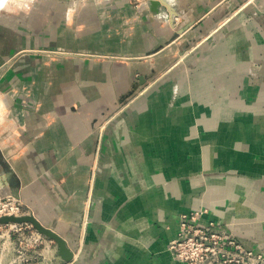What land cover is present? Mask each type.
Returning <instances> with one entry per match:
<instances>
[{
    "label": "crops",
    "instance_id": "0c3cea01",
    "mask_svg": "<svg viewBox=\"0 0 264 264\" xmlns=\"http://www.w3.org/2000/svg\"><path fill=\"white\" fill-rule=\"evenodd\" d=\"M69 1L51 0L49 4L54 10L49 11L50 15L46 19L49 25L41 28V24L39 27L38 23L43 22L41 20L44 18L36 19L35 22L38 21L34 24L36 28L38 27V29L34 27L36 32L20 28L18 25L10 28L8 24H4L8 22L7 18L0 21V111H2L0 112V197L12 194L23 202L45 226L57 231L74 251L72 262L65 263L62 259L60 262L79 264L80 259L87 253L80 257V252H75L74 247L77 245L78 238L73 234L77 229L74 221L75 217L85 209L89 197L92 169L99 143V126L105 117L102 111L108 106L114 107V103L118 102L122 93L134 84L136 74L148 75L149 79L153 80L169 69L176 55L182 53L178 45L187 33L196 35L197 32L212 31L221 20L227 19L232 13L237 15L254 0L249 3H245L246 0H176L177 3L174 0H166V4L162 2L161 5L152 6V9L160 12L161 16H169L171 20L175 16H182L176 31L167 25L159 29L157 23L145 16V21H140L138 27L131 26L132 33L124 37L121 34H114L112 27L106 28L108 24L103 26L100 24L102 13L100 6L102 5L96 6L93 3H88L81 9L80 17L74 21L76 22L74 25L72 22L57 24L56 22L63 19L67 21L63 14V7H67ZM126 3V0H114L109 5L112 8H110L111 12L120 14L121 8L125 6L124 11L130 13L134 21H138L135 12L126 8ZM176 4L177 7H175ZM262 4H264L263 0H257V5ZM256 7L248 8L256 10ZM235 10L236 12H233ZM113 20L110 26L115 25ZM239 22L238 18L233 19L229 25L235 27ZM240 25L241 32H235L234 34L237 35L235 38L248 37L245 41L253 45L255 57L258 60H264V57L259 58L258 49L260 42L264 40V15H258L252 24L254 27H260L256 33L251 30L254 27L247 29ZM226 28L222 30L220 39L225 36L223 34ZM176 33L180 37L174 39ZM229 41L223 39L222 42L227 44H223L219 49L220 55L215 56L216 59L221 56L223 60V64L215 75H218V79L225 77V81L221 80L223 83L218 81L217 86L221 84L224 87H232L242 83L248 88L252 85L250 81L252 76L254 85H259V94H261L263 83L261 85L260 82L264 81V74L256 77L254 71L259 73L264 71V68H259L255 62H247L248 64L245 63L240 68L226 65L228 56L222 55L238 52L234 46L237 41L233 43ZM246 53L249 52L246 50ZM110 54H114L116 58H122L123 61L104 57ZM135 59H142V61H134ZM239 71L241 72L238 75ZM234 73L237 74L236 77ZM202 85L205 89L200 92V95L196 97L189 95V97L191 102L199 101L202 107L212 108L211 112L201 114L200 108L192 109L191 116L182 113L171 119L165 117V122L160 120L159 126L150 125V123L148 125L147 116L144 123L139 124V127L143 128V134L139 135L140 129L137 131L136 121L129 126L130 131H135L133 143L130 141L129 148L138 153L142 151L139 155L140 164L149 167L144 171L145 188L143 192L131 197L122 185L110 184L119 178L115 174V171L122 167L119 161V164L113 165L114 170L108 173L109 176L102 170L100 199L107 196L104 191L108 185L112 190L119 186L122 191L117 194L124 199L116 209L111 208L112 206H104L100 210L102 225L109 238L106 242L105 239L100 241V248L103 247V251L94 255L92 263L134 264L136 258L132 260L129 254L115 253V251H121L122 246L128 242L133 243L135 237L131 238V236L134 232L135 235L136 232L139 233L138 229L141 228L143 219H145L144 226H149L148 222L150 219L153 220L155 210H157L156 213H160L158 207L154 206L155 202H149L147 199L162 201V197L166 195L164 189H168L169 180L179 181V176H185L191 168L199 167V164L205 163L206 158H216V149L219 146L226 151L228 149L236 151L237 156L235 160L231 158V165H234L233 160L234 162L239 160L242 166H247L250 160H256V168L250 169L246 176L236 173L230 175L224 181V188H216L213 191L208 189L209 192L207 190L204 199L201 198L196 202L209 205L212 211L215 214L220 213L226 222L240 223V227L249 234L248 237L254 234L252 242L242 240L244 246L264 252V230L261 233L260 222L257 223V220L247 217L255 211L264 213V210L258 209L256 205L258 203L254 204L249 198L253 195V181H261L264 187V97L261 98L259 95L255 99V106L251 105V107L250 104L235 108L230 105L231 110L235 112L241 109L246 112L239 115L243 120L238 125L230 122L234 114L230 112L227 105L233 93L229 96L226 94L223 101L215 100V98L212 105L210 99L208 104H205L204 98H214L216 91L212 92L208 84ZM158 98L159 96L154 100ZM166 98L165 106H168L173 97ZM150 103H153V99ZM157 106H160L156 114L159 118L163 113L161 107H164V102L160 99ZM154 109L156 106L150 109L152 114ZM136 114L133 111L130 117L128 116L129 119L137 118ZM197 118L202 120L199 122L200 125ZM189 127H192L190 133L187 131ZM123 128L120 124L111 126L105 141L106 158L113 157L112 160L117 161L115 151L117 142L114 139L118 131ZM202 135L208 137L206 143L209 145L205 147L200 145L204 143L201 141ZM195 146H199L201 150L195 152L193 160L187 159V150ZM182 148L186 151L182 152ZM212 150H215V157ZM201 158L204 160L201 161ZM216 162L218 163L217 160ZM126 165L131 168L129 171L133 172V169L134 172L138 171L134 158L128 159ZM107 166L106 170L110 171L112 165L108 163ZM6 170L14 178L16 185L14 189L8 186ZM169 176L176 177L170 179ZM233 184H236L237 190L231 188ZM244 191L247 194L241 206L246 210L243 213L246 216L239 221H232L233 218L229 215L235 212L233 209L236 208L237 199L242 197L241 192ZM115 194H109L107 197H118ZM138 194H140L139 197H137ZM254 196L255 194L252 199ZM262 196L264 198V190ZM135 197L137 200L133 199ZM179 204L178 207L182 210L183 202ZM121 205H125V208H120ZM108 210H111V213ZM160 211L163 213L162 210ZM175 211L166 212L167 215L173 216V222L170 227L167 225L163 228L171 229L163 235V239H166L163 242L165 245H168L170 233L171 236L175 235L179 228L178 215L182 211ZM125 222L128 225L124 227L122 224ZM136 226L138 228L129 234ZM122 228H126L124 235L125 233L130 235L128 240L127 237L125 238L126 241L118 238L116 234ZM151 228L148 230L151 231ZM172 231L175 233L172 234ZM261 246L263 248H260ZM162 260L166 259L162 258Z\"/></svg>",
    "mask_w": 264,
    "mask_h": 264
},
{
    "label": "rangeland",
    "instance_id": "374dc122",
    "mask_svg": "<svg viewBox=\"0 0 264 264\" xmlns=\"http://www.w3.org/2000/svg\"><path fill=\"white\" fill-rule=\"evenodd\" d=\"M50 1L51 0H0V3H4L3 5H0V21L7 18L8 22H5L4 24H8L10 28H13V26L15 28L18 25V27L20 28L34 30V27L36 28V25L34 26V24L38 23V21L35 22V20L40 19V17H42L44 18L43 20H41L43 22H39L38 25L41 24V28L45 25L48 26L49 21L46 19L50 15L49 11L54 10V8L50 7ZM126 1V8L130 9V11L135 12V15H137V18L139 19L138 21H134L132 19V15L127 11H124L125 6L121 8L122 11L120 12V14H117L118 12L116 14L112 13L110 10L111 6L109 5L114 2V0H70L67 7L62 6L63 14L65 15L67 21H64L63 19V21L56 23L66 24V22H68L69 24H71L72 22V24L74 25L76 23L74 21H77V19L80 17L79 14L81 9L86 6V4L93 3L96 6L102 5L100 6V12H102L100 14V24H102V26L108 24L106 28L112 27L114 34H121V36L123 37L125 35H128L129 33H132L131 26L138 27V25H140V21H145V16L149 17L150 19H152V21L157 23L159 29L162 26L167 25L169 28L173 27V31H176L180 26L179 19L182 16H175L172 20L169 16H161L162 14L160 12H156V10L152 9V6H154V1L152 2V0ZM157 1H159L157 5H161V2H163L161 0ZM174 1L177 3L176 0ZM250 1L251 0H246L245 3H249ZM253 6H257L256 10H249L250 8L248 7ZM175 7H177V4L175 5ZM233 12H236V10ZM258 15H264V4L257 5V0H254L251 2V4H247L246 8L240 11L237 15H233L232 13V15H230L227 19L221 20L220 23H218V25H216V27L212 29V31H208L207 33H205L204 31L197 32L196 35H191L187 33L188 35L186 34L185 36H183V38L181 39V43L178 45L182 53H180L181 55H176V59L173 61L174 63L169 69L158 75V77L153 80H150L148 75L140 73L136 74L137 76L134 84L129 88V90H126L122 93L118 102L114 103V107L112 108L108 106L105 108L104 111H102V113L105 114V117L99 126V143L92 169V181L90 185L89 197L87 199L85 209H83L81 214L75 217L76 219L74 221L77 229L73 234L74 237L76 236V238H78L77 245H75L74 247L75 252H80V257L83 254L87 253L84 258L80 259L79 264H94V262H91L94 255H98L99 252L103 251V247L100 248V241L105 239L106 242L109 237L106 236L107 231L102 225L103 221L100 217V210H102V207L104 206H112L111 208L115 207L116 209L121 204V200H123L124 197H120L118 195L122 191L119 186L122 185L124 189L128 190V192L131 194V197L136 193L144 191V171L146 169H149V167H145L143 164H140L139 155L142 154V151L138 153V151H131L129 148L130 141H132L133 143L134 140L135 131H130L129 129V126H131L133 122L136 121L137 123V125L135 124L137 131H139L140 129V132L138 133L139 135L140 133H142L143 130V128L139 127V124L141 122L144 123V119H146L147 116L149 118L148 125L150 123V125L154 124V126H159L158 124H160V120H162V122H165L166 118L171 119L172 117H176L177 115H180L182 113H186L191 116V111H193L192 109L199 110L200 108L199 111L201 112V114L211 112L212 108L202 107L201 105H199V101L191 102V97H189V95H194L195 97L200 95V92L205 89V87L202 85L203 83L208 84L212 88V92L216 91L213 95L214 98H204L205 104H208L209 99L211 101V105L212 101L215 98V100L223 101L224 97L227 96L226 94H228L229 96V94L233 93L232 97L229 99L230 102L227 105L230 112H233L234 114V117L230 122H235L238 125L243 120L242 116L240 118L239 115L242 112L246 114V112L242 111V109L239 110V112H235L234 110H231L230 105H233V107L235 108L241 105L250 104L251 107V105L255 106V99H257L259 95H261V98L264 97V81L260 82L261 85L263 83V86L261 87V94H259L260 87L259 85H254V78L252 79V76H250V81L252 85H249V87L247 88L246 86H243L242 83H239L238 85H233L232 87H224L221 84L217 86V82L219 81L218 83H223L225 81V77L222 76L220 77L221 79H218V75H215V73L218 72L217 70L219 69L220 65L223 64V60L222 58H220L221 56H219L218 59L215 58L216 55H220L221 51L219 49L221 48V46L223 44H227L222 42L223 39H228L230 40L229 42L232 43L237 41V43L234 44L238 51L237 53L232 52V54H221L223 57L228 56L226 60V65H228L229 67L233 65L235 67L240 68L243 66V64L247 62H255L256 65L259 66V68H264V60H258V58H256L255 54L253 53V45L250 42L245 41L248 37H242L243 39L240 37L235 38V36L237 35L234 34L235 32H239L241 30L240 24H242L243 27L245 26L247 29L254 27L252 26V24L254 23V20ZM237 18L240 21L239 24L237 23L235 27L229 25L231 24V20ZM112 19H114L113 21H115L114 26H110L112 25ZM52 23L54 24L55 22ZM228 25L229 27H227ZM261 27H263V25ZM225 28L226 30L224 31L226 32L225 34H223L225 36L221 37L223 39H220L219 36L221 33H223L222 30ZM259 28L260 27H254L251 30L256 33ZM36 29H38V27ZM184 31H186V29H184ZM34 32H36V30H34ZM178 37L180 36L176 33L174 39H177ZM260 43V47L258 48L260 54L259 58H263L264 40H262ZM246 50L249 52L248 54L246 53ZM246 55H248V57H245ZM104 57H106L107 59H114L115 61H123L122 58H116L114 54L105 55ZM140 60L142 61V59H135L134 61ZM240 72L241 71H239V73L237 74L239 75ZM237 74L234 73V76L236 77ZM259 74H264V71H261L259 73H256L254 71V75L256 77H258ZM241 81L243 82L244 80ZM158 96V100H154ZM166 97H173L168 106H165V99H167ZM151 99H153V103H150ZM160 99L161 102H164V107H161L163 113H161V117L159 116L158 118L156 114H158L160 106H157V104L159 105ZM155 106L156 109L153 110L154 113L152 114L150 109ZM133 111L137 113V118H133L131 120L129 119V115ZM145 112H147V114ZM221 120L223 121L222 118ZM197 121L199 125V122H202L201 118H197ZM119 124L121 125V128H124L118 131L119 133L114 139L115 142H117V148L115 149L117 161H113V157H105V141L107 139V134L111 126ZM168 124L170 125V123ZM191 128L192 127H189L187 129L188 133L192 131ZM187 131L185 130V133ZM174 134L176 133L174 132ZM205 136L206 137H203L202 135L201 141L204 143L200 144L204 147L205 145H209L206 143L208 142V137L207 135ZM219 147L218 149H216V158H206L205 163L201 165L199 164V167L191 168V170H189V172L185 176H177L179 181L172 182L169 180L167 182L168 189H164L166 195L162 197L163 202L158 199H147V201L149 202H155L154 206L158 207L157 209L160 213H156L157 210H155V212L153 213V220L150 219L148 222L149 226H144L145 219H143L141 223V228L138 229L139 233L136 232L135 235L134 232L131 236V238L135 237V240L133 239V243L126 242L127 244L122 246L123 249L121 251L116 250L115 253L123 252L124 254H129L132 257V260L136 258L134 264H173V262L181 264V260L179 259V257H177L175 252L170 248L171 243L177 237L176 234L179 232L180 226L177 229L175 235L171 236L170 233L168 245H165V243L163 244V242L166 241L165 238L163 239L164 233L166 231L170 232L171 230L163 228L167 225V227H170L171 223L173 222V216L169 214L167 215L166 212H176L175 210L182 211L178 215L179 217L184 214H190L193 218L200 217L201 211H204L206 212V214L204 215V221L202 219L201 220L206 224H202L206 225L207 227L208 225H212L211 228L214 227L220 232L229 234L230 236L234 237L242 247H245L242 243V240L252 242L251 239L254 237V234L250 235L252 237H248L247 235L249 234L246 233L247 231H245V229L240 227V223L235 224L234 222H226L223 216H221L220 213L215 214V212L212 211L209 205L197 204L196 202L201 198L204 199V196L207 193L208 189H211L210 191H213V189L216 188H224V181L230 175L236 173L240 176H246L247 173L250 172V169L256 168V160H250L248 161L247 166H242L239 160H236L234 162V158L237 156L235 150L232 151L228 149V151H226L225 149H220ZM200 150L201 149L199 148V146H195V148L189 149V151L187 150V159L193 160L195 152ZM185 151L186 149L182 148V152ZM212 152L214 153L215 157V150H212ZM232 157L234 159V165H231ZM130 158H134L136 160L138 165V171L134 172V169L133 172L129 171L131 168H129L126 164L128 162V159ZM203 160L204 159L201 158V161ZM216 160L218 161V163L216 162ZM118 161L122 164L121 169L115 171L116 176H118L119 178H114L115 181H112L110 184L114 185L115 183H117L118 185H120L114 190H112L108 185L106 186L104 191L105 195L107 196L109 194H115L114 192H116L115 195L118 197L109 198L107 196H104L102 199H100V174H102V170L105 175L111 173V171L114 170L113 165L119 164ZM213 162H215V164H213ZM108 163L109 165H112V167H110V171L106 170L108 167ZM249 165L252 168L248 167ZM213 170L216 172H214ZM169 177L171 179V177L176 176ZM252 177L256 178L257 176ZM231 188L237 190L236 184H233ZM263 190V183L261 181L255 180L252 183L253 195L255 194L254 199H252L253 195L249 196V198H251L250 201L252 200L254 204L258 203L256 204L258 209L260 208L262 210H264V198L262 196ZM241 193L242 197L240 199H237V203L235 205L236 208L233 209L235 212L229 215L232 216V221H239L242 217L246 216L245 214H243L246 210H244V208L241 206V203L245 199L247 193L245 191ZM178 194L181 199L178 198ZM139 195L140 194H138L137 197H139ZM137 197L133 199L137 200ZM181 202H183V205L181 207L183 208L182 210L178 207L180 205L179 203ZM21 204L22 212L24 215L32 214L31 209L27 208L23 204V202H21ZM163 204L164 206H162ZM120 208L124 209L125 205H121ZM160 210H162L163 213H161ZM108 212L111 213V210H108ZM137 214L139 215L140 212ZM251 214L252 215H249L247 217H249V219H253L254 221L257 220V223L258 221L260 222L262 227V229L260 228V231L262 233V230H264V213L262 214L261 211H255ZM107 216H109V214ZM211 216H217V218H213ZM201 220L199 219V224L201 223ZM126 225H128L127 222L122 224V226L124 227ZM13 226L14 224L0 225V264H63L60 262L61 258L58 255L57 245L53 240H50L46 236L40 234L31 224H19L16 227ZM150 227H152L151 231L148 230ZM137 228V226L135 228L133 227L129 234H132V231L136 230ZM125 230L126 228H122L120 231L116 232L117 237L120 239L123 238L124 241H126V237L127 240L130 238V235L128 234L126 235L125 233L124 235ZM174 233L175 232L172 231V234ZM254 245L257 246L258 244ZM223 248L224 247H222V249ZM260 248L263 247L261 246ZM246 249L252 251L253 254H256V256L262 255L264 257L263 251H256L254 250V248ZM162 258L166 260L163 261Z\"/></svg>",
    "mask_w": 264,
    "mask_h": 264
},
{
    "label": "built area",
    "instance_id": "2783aa9c",
    "mask_svg": "<svg viewBox=\"0 0 264 264\" xmlns=\"http://www.w3.org/2000/svg\"><path fill=\"white\" fill-rule=\"evenodd\" d=\"M205 214L201 211V218H193L190 214L179 217L180 230L170 248L181 264H264L262 255L256 256L242 247L234 237L211 228L212 225H204ZM22 215V204L18 198L12 194L0 197V217ZM199 219L203 220L200 224H204L200 225ZM18 225L14 224L13 227Z\"/></svg>",
    "mask_w": 264,
    "mask_h": 264
},
{
    "label": "water",
    "instance_id": "95a60500",
    "mask_svg": "<svg viewBox=\"0 0 264 264\" xmlns=\"http://www.w3.org/2000/svg\"><path fill=\"white\" fill-rule=\"evenodd\" d=\"M166 4V0H162ZM6 170L8 186L14 189V178L11 173ZM8 224H31L40 234L53 240L57 245L58 255L65 262L70 263L74 259V251L69 247L68 242L55 230L45 226L35 215L26 214L22 216H3L0 217V225Z\"/></svg>",
    "mask_w": 264,
    "mask_h": 264
},
{
    "label": "bare ground",
    "instance_id": "6f19581e",
    "mask_svg": "<svg viewBox=\"0 0 264 264\" xmlns=\"http://www.w3.org/2000/svg\"><path fill=\"white\" fill-rule=\"evenodd\" d=\"M154 1V6L156 7L157 6V4L159 3V1H157V0H152V2ZM162 1V0H161ZM162 3V2H161ZM4 3L2 2V3H0V5H3ZM150 172V171H149ZM88 207V206H87ZM180 230V229H179ZM174 263V262H173ZM174 264H177L176 262L174 263Z\"/></svg>",
    "mask_w": 264,
    "mask_h": 264
}]
</instances>
